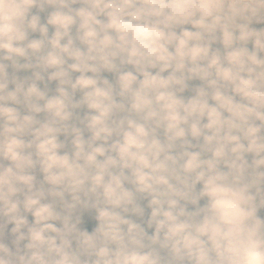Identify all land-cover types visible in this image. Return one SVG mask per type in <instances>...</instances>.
Here are the masks:
<instances>
[{
    "label": "clouds",
    "instance_id": "1",
    "mask_svg": "<svg viewBox=\"0 0 264 264\" xmlns=\"http://www.w3.org/2000/svg\"><path fill=\"white\" fill-rule=\"evenodd\" d=\"M0 264H264V0H0Z\"/></svg>",
    "mask_w": 264,
    "mask_h": 264
}]
</instances>
